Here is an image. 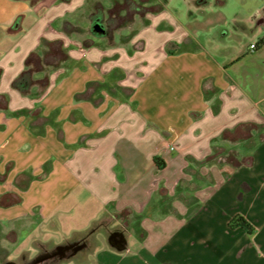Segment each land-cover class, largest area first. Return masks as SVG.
Returning <instances> with one entry per match:
<instances>
[{
  "label": "crops",
  "instance_id": "1",
  "mask_svg": "<svg viewBox=\"0 0 264 264\" xmlns=\"http://www.w3.org/2000/svg\"><path fill=\"white\" fill-rule=\"evenodd\" d=\"M115 1L0 0V228L17 247L85 239L53 264H264V0L186 20L151 0L126 41L79 37ZM57 40L67 59L26 62ZM238 213L252 233L230 226Z\"/></svg>",
  "mask_w": 264,
  "mask_h": 264
},
{
  "label": "rangeland",
  "instance_id": "2",
  "mask_svg": "<svg viewBox=\"0 0 264 264\" xmlns=\"http://www.w3.org/2000/svg\"><path fill=\"white\" fill-rule=\"evenodd\" d=\"M209 1L211 2V5H207L206 9L201 7V10H200V8L195 7L194 9H191V11H189V8H188L189 4L185 3L184 0H168L167 4L172 12L185 16L183 20H186L185 18H188L189 15L192 16L193 13L197 14L198 16H200L201 13H207V14H204V16L210 14L211 9L213 8V4H215V6H217V4L215 0H209ZM120 2H122V0H120ZM125 3H127V9L119 10V14H120L119 17L118 16L110 17L109 13H107V15H104V17L102 18V21L100 18H98L97 15L94 16L91 20L88 19L85 23V28L83 29V33L82 35H79V37H81L82 39L86 37H92V38L96 37L95 36L96 33L93 27L96 22L100 21L105 24L106 29H107L106 35H105L106 38L104 41H107V43L109 42L116 43L119 41H126L128 37L131 34H133V32L138 30L140 27H142L145 24V22H147V20L143 18H140V19L136 17L134 18L136 14L134 12L137 10L136 9L137 4L139 3L141 5L142 4L149 5L150 3L148 2L144 3V0H127ZM114 4L115 2H113L110 5V9L111 7L114 6ZM235 6L236 5H234V7ZM223 11L228 14L231 13L229 11V8H226ZM231 11H233V9H231ZM98 13H101V12L98 10ZM201 16H203V14ZM192 24L196 28L195 22H193ZM112 33H114V35H117V36L113 37ZM52 68L53 67L45 66L43 69L44 71L37 73V74L35 73V75H39V77H42L43 75H45V73L47 74ZM32 80H33V77H32ZM38 92H40V90H38ZM215 145L217 146V144ZM224 150H226V152H230L233 150L238 151V152L244 151L243 148H239L238 146L237 148L228 146L227 149H224ZM226 154L227 153H225L224 156L222 157L220 161L221 163H224L226 161L225 160ZM194 181L197 183L196 180ZM192 200H194L193 197H192ZM123 214H124L123 216H125L127 215V212H123ZM31 225H32V221L28 220L27 226L30 227ZM18 235H19L18 233H15V232L12 233L10 228H6L5 226H2L0 228V264H8L9 262H15L17 264H27V263L32 264L33 262L37 261L40 257L46 255L47 253L57 251L59 248H63L65 250V247L71 244L67 242V243L59 244L56 246L55 243H50V244H47L45 247L43 246L41 247V245L38 244V242H36L34 238H31L29 243L25 244L24 246L17 247L16 242L18 241V238H19ZM84 242L87 244L85 239H83L82 241H79L78 244L81 245ZM95 243H93V245ZM66 251H67L66 256H69L75 251V249L71 246ZM40 263L53 264V260L49 262H37L35 264H40Z\"/></svg>",
  "mask_w": 264,
  "mask_h": 264
},
{
  "label": "trees",
  "instance_id": "3",
  "mask_svg": "<svg viewBox=\"0 0 264 264\" xmlns=\"http://www.w3.org/2000/svg\"><path fill=\"white\" fill-rule=\"evenodd\" d=\"M127 0H123L122 2L120 1H115L114 6L109 9V16L110 17H119V10H124L127 9V3H125ZM145 2H151V0H144ZM137 10L134 13H139L142 16L145 15L146 12L148 11H152V12H157L161 9V6L159 4H152V5H144V4H137ZM46 46H48V50L45 52L44 57L46 58V61H44V59H42L39 54H37L36 52L31 53L28 58L26 59V62L28 64L32 63L34 64V69L36 70H40L43 68V62L44 64H51L54 65L55 62L53 63L54 59H50V57L53 58H60L61 60H65L68 58V54L66 53V51L63 48V43L62 41H45L44 43ZM32 73H33V69L30 68L26 71H24L22 73V75L16 79L14 81V86L25 91L27 86L30 85L31 83H33L32 80ZM48 82V78L45 77L44 79L40 80V83L42 84H47ZM250 125L249 127H255L256 124H248ZM239 127L242 128V132L239 131ZM243 129H245V124H241L240 126H238L237 128H235L234 130H230L227 129L225 131L222 132L221 137L223 139H230V140H237L239 138V135L243 134ZM235 152H231L228 155V161L231 162L232 166H239L241 164V161L238 160V158L235 155ZM156 164L158 165L159 168H163L165 166V162L162 161L161 159H159L158 157L154 158ZM185 199V198H184ZM186 201L188 200V204H189V214L192 211V208L190 207V205L193 202L189 201L188 199H185ZM165 210H168V207H165ZM230 226L232 228H236V227H243L245 228L249 233H252L255 228L254 226L240 213L236 214L231 220H230Z\"/></svg>",
  "mask_w": 264,
  "mask_h": 264
},
{
  "label": "flooded vegetation",
  "instance_id": "4",
  "mask_svg": "<svg viewBox=\"0 0 264 264\" xmlns=\"http://www.w3.org/2000/svg\"><path fill=\"white\" fill-rule=\"evenodd\" d=\"M71 246L76 250L78 248L80 249V248H83L84 246H86V243L84 242L81 245L78 244V243H71L70 245H67L65 247V250L63 248H59L57 251H53V252L47 253L46 255L40 257L37 261L33 262L32 264H35L37 262H49L51 260H53V262H54V260H57V259H59L61 257H65L67 255V251L66 250L69 247H71ZM8 264H11V263H8ZM40 264H42V263H40Z\"/></svg>",
  "mask_w": 264,
  "mask_h": 264
},
{
  "label": "water",
  "instance_id": "5",
  "mask_svg": "<svg viewBox=\"0 0 264 264\" xmlns=\"http://www.w3.org/2000/svg\"><path fill=\"white\" fill-rule=\"evenodd\" d=\"M94 30L97 32V33H102V34H104L105 33V31H106V28H105V25H104V23H102V22H96L95 24H94ZM117 242H120V241H117ZM9 263H11V264H16L15 262H9Z\"/></svg>",
  "mask_w": 264,
  "mask_h": 264
},
{
  "label": "built area",
  "instance_id": "6",
  "mask_svg": "<svg viewBox=\"0 0 264 264\" xmlns=\"http://www.w3.org/2000/svg\"><path fill=\"white\" fill-rule=\"evenodd\" d=\"M251 46H252V47H254V46H255V44H252Z\"/></svg>",
  "mask_w": 264,
  "mask_h": 264
}]
</instances>
